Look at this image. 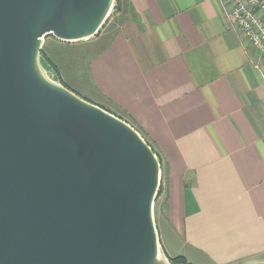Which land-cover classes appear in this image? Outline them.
Instances as JSON below:
<instances>
[{
	"label": "crops",
	"instance_id": "crops-1",
	"mask_svg": "<svg viewBox=\"0 0 264 264\" xmlns=\"http://www.w3.org/2000/svg\"><path fill=\"white\" fill-rule=\"evenodd\" d=\"M230 7L121 0L88 62L93 103L161 156L158 221L176 243L164 249L188 264L264 261V65Z\"/></svg>",
	"mask_w": 264,
	"mask_h": 264
},
{
	"label": "water",
	"instance_id": "water-1",
	"mask_svg": "<svg viewBox=\"0 0 264 264\" xmlns=\"http://www.w3.org/2000/svg\"><path fill=\"white\" fill-rule=\"evenodd\" d=\"M113 2L0 0V264H168L153 219L157 155L39 61L45 35L93 36Z\"/></svg>",
	"mask_w": 264,
	"mask_h": 264
},
{
	"label": "rangeland",
	"instance_id": "rangeland-1",
	"mask_svg": "<svg viewBox=\"0 0 264 264\" xmlns=\"http://www.w3.org/2000/svg\"><path fill=\"white\" fill-rule=\"evenodd\" d=\"M113 3L114 5L111 8L107 20L104 22L97 34L85 39L71 42L61 41L51 34H48L45 35L41 40V48L42 46L44 47L45 52L59 68L60 79L57 78V75L51 68H49L47 71L44 69L45 76L49 80L64 86L65 88L71 90L78 96L90 102H93L92 100H94V95L93 91L90 89L88 62L96 52H98L105 44H107L114 31L118 28L122 17V15L117 12L118 9L115 8L117 4L116 0H114ZM118 4H121V0H118ZM260 63L264 65V60L261 59ZM62 81H64L68 86L64 85ZM122 118V120L133 127L139 133L141 138L146 141L142 133H140V131L132 123H130L128 120L126 121L124 117ZM161 170L162 169L160 166V178L162 179ZM158 216L157 202L155 200L153 203V219L158 235L159 256L163 258L168 264H172L169 260V257L175 256H168L165 252V249L168 252H173L176 248V243L175 240L169 235L166 228H164L162 223L158 221Z\"/></svg>",
	"mask_w": 264,
	"mask_h": 264
},
{
	"label": "built area",
	"instance_id": "built-area-1",
	"mask_svg": "<svg viewBox=\"0 0 264 264\" xmlns=\"http://www.w3.org/2000/svg\"><path fill=\"white\" fill-rule=\"evenodd\" d=\"M228 15L238 26L243 37L253 46L257 57V67L264 60V0H229ZM263 66V65H262Z\"/></svg>",
	"mask_w": 264,
	"mask_h": 264
},
{
	"label": "trees",
	"instance_id": "trees-1",
	"mask_svg": "<svg viewBox=\"0 0 264 264\" xmlns=\"http://www.w3.org/2000/svg\"><path fill=\"white\" fill-rule=\"evenodd\" d=\"M116 7L115 8H117V9H119V7H120V4H118V0H116ZM40 56H39V61H40V63H41V66L47 71L49 68H51L54 72H55V74L57 75V78L58 79H60V75H59V68H58V66L55 64V62L50 58V56H48V54L45 52V50H44V47L42 46V48H41V50H40V54H39ZM62 83L64 84V85H66V86H68L64 81H62ZM98 105V104H97ZM100 106V105H99ZM100 107H102V106H100ZM103 109H105V110H107V111H109L108 109H106V108H104V107H102ZM109 112H111V111H109ZM111 113H113V112H111ZM114 115H116L117 117H119V118H121V119H123L122 118V116L121 115H119V114H116V113H113ZM127 121V120H126ZM137 128V127H136ZM138 129V128H137ZM139 131H140V129H138ZM140 133H142V131H140ZM142 135H143V133H142ZM144 136V135H143ZM146 139V138H145ZM147 141V143H148V145L153 149V152L157 155V157H158V159H159V161H160V166H161V161H162V159H161V156H160V154H159V152H157L153 147H152V145L148 142V140H146ZM161 187H162V185H161V183H160V186H159V191H158V194H157V197H156V199L155 200H157L158 199V196L160 195V191H161ZM169 260H170V262L172 263V264H187V260H186V258L184 257V256H182V255H178V256H175V257H169Z\"/></svg>",
	"mask_w": 264,
	"mask_h": 264
}]
</instances>
